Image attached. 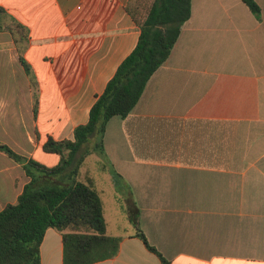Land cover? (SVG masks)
I'll return each mask as SVG.
<instances>
[{
	"label": "crops",
	"instance_id": "0c3cea01",
	"mask_svg": "<svg viewBox=\"0 0 264 264\" xmlns=\"http://www.w3.org/2000/svg\"><path fill=\"white\" fill-rule=\"evenodd\" d=\"M128 1L0 0L28 35L19 53L0 32V143L58 164L43 145L73 140L137 44ZM255 2L259 18L242 0H191L168 59L128 116L108 121L104 152L125 222L108 233L94 177L106 235L120 243L93 264H160L135 236L134 208L148 243L172 264H264V0ZM28 182L0 152V211ZM39 252L40 264H63L60 232L47 229Z\"/></svg>",
	"mask_w": 264,
	"mask_h": 264
},
{
	"label": "trees",
	"instance_id": "16d2710c",
	"mask_svg": "<svg viewBox=\"0 0 264 264\" xmlns=\"http://www.w3.org/2000/svg\"><path fill=\"white\" fill-rule=\"evenodd\" d=\"M141 1L129 0L125 7L140 31L137 44L96 97L87 122L74 129L73 140L48 139L43 145L44 152L59 157L58 164L43 166L0 143V152L20 164L29 178L16 203L0 211V264H40L39 248L47 229L61 234L63 264H93L117 255L120 238L106 235L95 179L88 169L84 174L81 169L87 157L96 155L98 171L118 176L104 152L106 125L112 117L125 118L132 111L149 78L168 59L191 14V0H151L146 6ZM242 2L259 18L255 0ZM0 32L11 34L21 53L27 31L2 8ZM20 62L28 71L21 56ZM132 220L135 236L145 248L160 264H172L148 243L139 227L137 208Z\"/></svg>",
	"mask_w": 264,
	"mask_h": 264
},
{
	"label": "rangeland",
	"instance_id": "374dc122",
	"mask_svg": "<svg viewBox=\"0 0 264 264\" xmlns=\"http://www.w3.org/2000/svg\"><path fill=\"white\" fill-rule=\"evenodd\" d=\"M151 0H142L141 5L146 6ZM99 160L98 156L91 155L87 157L85 161V168L90 171L93 177L96 178L98 188L103 192V198L105 203V219L108 223V233H118L117 229L124 224L125 220L117 211L116 201L114 198V191L118 193V196L122 199L124 193L120 191L122 188L121 182L119 179L110 177L108 174H102L98 171L97 161ZM82 176V175H81Z\"/></svg>",
	"mask_w": 264,
	"mask_h": 264
}]
</instances>
